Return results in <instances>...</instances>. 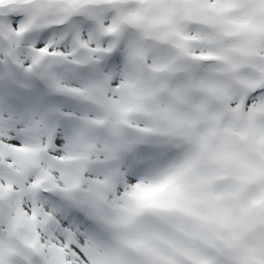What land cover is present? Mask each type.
I'll use <instances>...</instances> for the list:
<instances>
[{
    "label": "snow or ice",
    "instance_id": "snow-or-ice-1",
    "mask_svg": "<svg viewBox=\"0 0 264 264\" xmlns=\"http://www.w3.org/2000/svg\"><path fill=\"white\" fill-rule=\"evenodd\" d=\"M0 264H264V0H0Z\"/></svg>",
    "mask_w": 264,
    "mask_h": 264
}]
</instances>
